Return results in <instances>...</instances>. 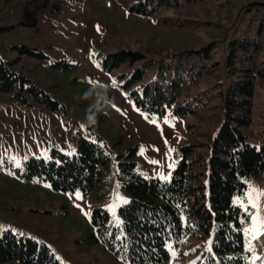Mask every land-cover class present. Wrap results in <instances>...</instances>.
Returning a JSON list of instances; mask_svg holds the SVG:
<instances>
[{"label": "rangeland", "instance_id": "374dc122", "mask_svg": "<svg viewBox=\"0 0 264 264\" xmlns=\"http://www.w3.org/2000/svg\"><path fill=\"white\" fill-rule=\"evenodd\" d=\"M142 1L0 0V61L14 62V72L28 76L60 104L58 110H50L30 99L27 106L13 93L0 92V236L10 231L44 244L60 264H128L101 244L87 241L93 209L103 208L117 221L119 207L129 200L117 156L134 149L137 174L169 181L181 159L180 149L191 146L192 158H206V146L222 123L217 98L202 114L185 118L171 110L155 115L139 109L121 89L118 74L123 70H102L104 56L132 49L159 59L214 43L215 58L223 65L237 10L264 2L207 0L150 16L129 11ZM202 21L218 24L219 32L209 33ZM14 47L38 56L21 54ZM223 75L222 70L204 79L192 94L217 81L225 84ZM245 136L256 148L264 144V86L255 87ZM79 138L99 141L109 157L102 180L88 195L57 192L43 180L25 177L26 161L71 156ZM244 184L232 203L247 214L243 236L244 248L251 253L249 264H264V175L245 179ZM207 248L200 233L186 237L170 264H202L201 252Z\"/></svg>", "mask_w": 264, "mask_h": 264}, {"label": "trees", "instance_id": "16d2710c", "mask_svg": "<svg viewBox=\"0 0 264 264\" xmlns=\"http://www.w3.org/2000/svg\"><path fill=\"white\" fill-rule=\"evenodd\" d=\"M206 1L144 0L133 4L129 11L150 16ZM235 16V30L226 41L223 65L215 58L214 43L159 59L141 51L120 49L106 54L101 61L104 72L123 70L118 74L121 89L136 107L151 114L171 110L173 115L185 118L202 114L214 98L222 103V123L206 146V158H192L191 146L182 147L181 159L169 181L137 174L134 149L117 156L129 200L119 207L117 221L103 208L93 209L87 241L101 244L124 263L170 264L184 239L197 233L208 241V248L201 252L202 264L250 262L251 253L244 248L243 236L247 214L232 203V198L243 193L245 179L264 175V144L256 148L245 136L255 87L264 86V2L243 5ZM201 23L209 33L219 32L218 24ZM14 48L21 54L38 56L27 48ZM13 63L0 61V92L13 93L16 101L27 106H31V99L47 109L58 110L59 102L28 76L14 72ZM222 70L225 84L217 81L205 91L192 94L204 79ZM108 162L99 141L79 138L71 156L59 155L58 161H26L25 177L43 180L57 192L79 191L86 196L102 180ZM8 261L60 264L46 245L6 231L0 236V262Z\"/></svg>", "mask_w": 264, "mask_h": 264}]
</instances>
